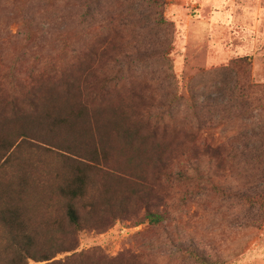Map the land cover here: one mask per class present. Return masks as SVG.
Listing matches in <instances>:
<instances>
[{
    "label": "rangeland",
    "instance_id": "obj_1",
    "mask_svg": "<svg viewBox=\"0 0 264 264\" xmlns=\"http://www.w3.org/2000/svg\"><path fill=\"white\" fill-rule=\"evenodd\" d=\"M48 62L98 68L112 78L113 98L142 92L150 123L186 151L177 175L160 182L164 221L150 224L140 210L80 233L78 250L203 264L182 245L206 264H264V212L242 198L264 189V0H0L5 115L11 98L28 110L15 84L28 90ZM18 148L14 161L27 160Z\"/></svg>",
    "mask_w": 264,
    "mask_h": 264
},
{
    "label": "trees",
    "instance_id": "obj_2",
    "mask_svg": "<svg viewBox=\"0 0 264 264\" xmlns=\"http://www.w3.org/2000/svg\"><path fill=\"white\" fill-rule=\"evenodd\" d=\"M34 77L28 90L15 84L28 110L15 98L6 101L11 117L0 106V264H132L78 250V236L104 232L140 210L150 224L164 221L160 182L177 175L172 167L185 147L150 123L145 94L113 98L112 78L98 68L48 62ZM18 147L28 149L27 160L14 161ZM242 198L264 212V189ZM180 250L210 262L195 247Z\"/></svg>",
    "mask_w": 264,
    "mask_h": 264
},
{
    "label": "crops",
    "instance_id": "obj_3",
    "mask_svg": "<svg viewBox=\"0 0 264 264\" xmlns=\"http://www.w3.org/2000/svg\"><path fill=\"white\" fill-rule=\"evenodd\" d=\"M254 71V70H253ZM264 73H260L259 76H263Z\"/></svg>",
    "mask_w": 264,
    "mask_h": 264
}]
</instances>
